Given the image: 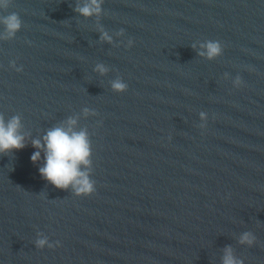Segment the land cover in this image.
<instances>
[{
    "label": "water",
    "instance_id": "obj_1",
    "mask_svg": "<svg viewBox=\"0 0 264 264\" xmlns=\"http://www.w3.org/2000/svg\"><path fill=\"white\" fill-rule=\"evenodd\" d=\"M87 2L0 9L22 21L0 38V114L26 138L0 153V264H222L229 247L264 264V0H98L84 15ZM69 118L91 141L88 195L30 159Z\"/></svg>",
    "mask_w": 264,
    "mask_h": 264
},
{
    "label": "clouds",
    "instance_id": "obj_2",
    "mask_svg": "<svg viewBox=\"0 0 264 264\" xmlns=\"http://www.w3.org/2000/svg\"><path fill=\"white\" fill-rule=\"evenodd\" d=\"M11 0H0V9H7ZM77 10L84 14L90 15L100 12V4L98 0H89L79 6ZM22 21L16 12H11L7 15H0V25L3 26V32H0V38H10L21 27ZM106 39H111L105 34ZM132 41L129 40V45ZM206 47L207 55L212 58L222 52V44L219 40H210L203 45ZM12 67L16 71H20L22 66L17 67L15 61H10ZM104 71L103 67L100 68ZM242 81L237 76L234 86L239 87ZM112 87L114 90L121 92L127 89L128 85L119 79L113 81ZM85 114L92 113L96 115L94 109L85 107ZM199 116L205 121L207 114L204 111L199 113ZM76 124L74 118H69L68 126L57 125L49 128L41 138H33L32 145L36 149L30 156L33 162L41 159V151L43 152V164L38 168V172L49 183L57 188H71L75 195H88L95 191V181L90 178L88 167L92 164V146L89 134L86 129L75 130L72 125ZM203 126V125H201ZM22 122L20 115H12L5 119L3 114H0V153H8L13 149H21L25 147V134L21 131ZM81 165L84 168H81ZM255 237L251 233H244L240 238L241 243L251 244ZM35 246L43 248L47 246L53 247V243L49 241L47 236L38 234L34 241ZM59 244V241L55 242ZM222 264H243V261L233 256L231 248H226Z\"/></svg>",
    "mask_w": 264,
    "mask_h": 264
}]
</instances>
